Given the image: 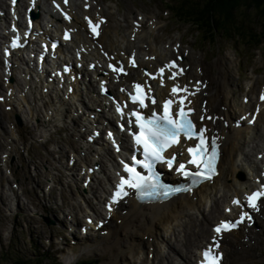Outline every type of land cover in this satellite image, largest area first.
<instances>
[{"label": "rangeland", "instance_id": "374dc122", "mask_svg": "<svg viewBox=\"0 0 264 264\" xmlns=\"http://www.w3.org/2000/svg\"><path fill=\"white\" fill-rule=\"evenodd\" d=\"M98 1L102 4V7H105L107 14H109L112 18V22L110 24V28H112V30L115 29V21L118 19L125 20L121 23V31H124L125 28L131 26V20L137 19L139 15L146 16L145 22L151 17H159L161 20L160 23L163 26L155 34H151L153 37L161 38V40L156 38V41L158 42L157 48L165 49V46H168L169 44H172L177 40L181 41L184 44L183 46L185 47H195L196 50L190 58V63L192 64L191 72L195 73L194 68L197 66L196 63L199 62L208 69V72L205 76L210 80L211 86H214L218 82V80L222 79V85H224L225 87L222 92V98L225 99V106L227 107L228 103V107L232 111L236 109V106L238 104H240V99L242 98V96H253V93L256 95L258 93L257 89L261 86V84H264L263 50L257 48V46L254 44L248 45L246 39L241 40L236 34L233 33L231 34V37L223 34H217L214 38L215 41L211 43L210 40H205L203 35H198L194 27L179 23L175 19V17L172 16V13L168 11L169 8L167 4H165V0ZM0 3L5 5L6 0H0ZM243 10L244 12L242 11V15H244V24L247 26H252L253 31L263 30L264 18L260 16L258 10H256V8L254 7L247 6H244ZM237 52L239 56L236 54ZM0 75H2L1 65ZM18 76L20 78L19 73ZM23 87L24 85H22V88ZM249 87H252V89H250V92L248 90ZM40 91L41 87L34 90L32 94H27L29 95L27 96V106L25 103L24 107L20 106L18 102L15 103L17 108L19 106V109L17 110V112H15V114L7 112L5 110L4 104H1L0 107V110H3V115L1 117L3 126L8 127L11 125V123H13L18 129L21 140L25 144L27 143L26 150L28 151V158L24 157L26 158V160L22 158V167L19 170L11 169L12 172H17L16 178H19V185H22L24 189V196H22L21 200L18 201V203L22 204V206H20L19 208L18 205L17 208V202H15L14 205H12V212H9V205L13 202L11 201V199H1L0 195V207L2 202L5 205V207L3 208V212L0 213V264H76L91 259L99 260L100 264H159V260L161 258L159 254L161 249L163 251L170 252L171 250L169 246H171V244H174V240L173 242H171V235L168 239L170 241V245L169 243L163 245L161 243L162 240H157L159 238L158 236H156V238L154 237L152 243L156 247L158 245L160 247V250H152L151 252L154 254L152 258H150V255L152 254L149 255V258H146L145 253V255L138 258L141 259L140 263V260L132 258L133 256L131 254V251L132 249L143 251V246L139 245V242L144 240V236L147 235H143L142 233H145L143 231L138 238L134 239V241L133 238H123L124 240L119 250L115 249L114 247L103 248L100 245V240H102L103 237H98V235H93L90 238H86L82 236L79 231H75L73 235L68 232V228L72 227L70 221H67L65 218H61L60 216L61 211H65L67 214L69 213L68 205L65 207V205L63 204L64 199L66 198L65 203L67 204L69 199L71 200V203L73 201L74 206L77 202L85 204V201L80 197L78 193V189L76 186L77 179L75 177L76 174H78L79 178L78 169L82 165V160H84V158L81 156L82 159H78L75 167L68 166V158L70 154L75 153L80 155L81 151L79 144L82 142V140L80 139V132L82 133L84 129L81 127L74 128L71 118L78 115L79 110L85 111L84 117L83 115H81L84 119L88 117L89 113L87 112V107H85V105H79L78 109H76V111L78 110V112H76L75 106H78L79 101L72 100L70 102V105H65L63 107L67 108L70 112L61 116L59 115L55 119L52 118V122L47 123L46 120L44 121L43 116L37 117V113L35 116L34 113H31V109H29V104H32V102L35 101V106L38 111L42 115L45 114L43 102L48 101L49 98L46 97L45 99H38L39 95L37 94H39ZM212 94L213 91L209 96H211ZM52 98H54L55 103L58 101V98H56L55 94L52 95ZM256 98L257 97L253 98L252 100L254 101V99ZM50 106H53V104H50ZM86 106H88L89 108L91 107V104L88 103L86 104ZM238 112H240L239 108ZM4 114H7L8 118H6ZM17 115L20 116L21 120L31 116H33L32 118L37 117L34 120V125L36 128L32 130L29 123L26 124V122L24 121L22 127H19L16 119ZM263 127L264 124L261 125V128L259 129L262 133H264ZM8 132L9 134H13V131L10 128H8ZM46 132L50 133V135L46 136ZM7 137L8 135L4 137L5 145L9 143ZM61 148L64 150L62 154L60 153ZM15 149L17 151V147ZM4 150V146L0 145V154L4 152ZM27 159L30 161L29 164ZM14 164H16V161H14ZM28 165L30 166V168L28 167ZM36 166H38L39 173H42V177L40 176L41 178L39 181L40 186L50 188L51 191L50 198L49 195L47 197L49 199V203H47L48 207H46V202H44L46 196H43L41 194L42 192H39V184H32V181L29 180L27 174L29 170L31 171L32 175L36 174ZM65 167H69L71 168V170H66ZM46 168L53 169L55 172L48 170L46 172L48 173V176L47 174H45ZM56 171H58L59 174L62 175V177L59 176L58 172ZM0 174H5V172L0 169ZM56 177L59 180L61 177L62 182H57L58 180ZM47 179L50 181V183H56H54V185L51 187V184ZM80 180L82 179L79 178V186H81ZM100 181H102L103 186L107 183L104 176L100 177ZM13 182L16 183L19 181L16 180ZM73 183L76 186L77 196H74L73 194L72 197L71 191L75 189ZM59 188H62L63 194H61V190ZM94 189L98 190V192L101 191V186H99L98 181L96 182ZM6 191H8V189ZM220 195L221 194H219V196ZM94 197L96 198V196ZM15 199H17L16 196ZM83 204H81L82 208L80 205L79 208L75 206L77 208V211L79 209H81V211L82 209H86L87 205L85 204V206ZM92 204L94 208L102 210L101 202L92 198ZM24 208L26 209L25 211ZM205 208L206 212L204 216L203 214L199 215L198 219V217L194 215V219L197 222L196 225L200 227V230L202 227L200 225V221L205 220L208 224V228L213 223L212 219L214 217L210 218V207L206 206ZM220 211H222V207H220ZM36 212L43 214L44 217H49L50 220L55 221L56 224L48 226L44 217L37 216ZM85 214L87 213L79 212L77 215V219L73 217V225L76 230H79L78 227L81 224H84ZM30 225L32 227V230H30L29 228ZM115 226L116 225L113 224L112 228ZM8 228L10 229V232L8 236H6L4 232ZM257 229H260L259 232L256 233L257 237H255L253 243H249L250 248L252 249L249 248V250L244 253H237L238 255L234 254L230 260V264L264 263V211L259 218ZM195 231L198 232V228H196ZM6 233H8L7 230ZM181 236H184L183 232L181 233ZM52 239H54V241L51 244ZM104 239L105 238H103V240ZM203 239L204 238L198 239V241H196L197 244L195 245H198L200 243L199 241ZM144 241H147L146 237ZM61 247L63 248V250ZM71 251H74L72 253L73 255L71 254ZM177 252L178 251H176V253ZM185 254L187 253L184 252V255ZM180 257L181 254H178L175 260H180Z\"/></svg>", "mask_w": 264, "mask_h": 264}, {"label": "bare ground", "instance_id": "6f19581e", "mask_svg": "<svg viewBox=\"0 0 264 264\" xmlns=\"http://www.w3.org/2000/svg\"><path fill=\"white\" fill-rule=\"evenodd\" d=\"M24 2L25 1L23 0L22 3L25 5ZM73 4L75 7L76 6L75 0L73 1ZM20 6H23V5H21L20 3ZM47 8L49 10L51 9L50 6H47ZM0 10H4L3 6H0ZM79 12H83V11H80V10L77 11V13L75 14L74 22H73L74 26L79 27V32L75 35V38H74L75 40H73V44L75 47L78 46L79 39L82 36H84V33L81 29L82 22H81V16H79ZM5 19L6 18L0 19V21L1 22L3 20L5 21ZM52 19L55 22L57 21L56 23H59L57 16H53ZM36 22L38 23V19L36 20ZM127 31L129 30L127 29ZM100 43L104 45L106 50L118 51V52L120 51L128 52L133 49L140 50L139 48L140 43L147 44V46L149 47V51L148 52L146 51L145 55H156L157 60L155 62V65H160L161 62L166 61L170 55L169 52L156 49L154 40L151 39V36H150V30H146L144 26L142 27V31L137 35L135 42H132L130 40V37L127 38L124 35L121 36V39H120V37L118 36L117 30H115L112 33L109 31V27H107V29L103 33V36L101 37ZM94 75L99 76L100 75L99 71H96ZM15 77L16 75L13 74L14 80H15ZM132 80L133 78H131L130 76H128L127 78H123L124 82L125 81L130 82ZM88 84H89V87L92 89L93 93L97 92L96 88L93 85V79L90 80ZM10 86L16 89H19V90L21 89L19 84L17 85L12 84ZM79 87H80L79 85L76 86V90L72 94V98L75 97L79 100L81 96L79 93L80 91ZM223 90L224 88L222 87V82L221 80H219L217 82V86H215L213 89V94L211 96H208V99H209L208 106L211 109V111L216 112V113H221L219 115L222 117L224 116L225 120L226 118L233 120L234 115L236 116L238 112L236 114L232 112L234 115L228 110L225 112H221L220 106L226 104L225 99L222 98ZM24 99L25 100L23 101L24 103H26V106H27L28 102L26 101L27 100L26 97ZM92 99L94 100L93 105L96 104L97 107H101L100 103L104 101V98L100 97L98 93H96L95 96L92 97ZM81 103H84V102L81 101ZM255 103L256 102H254L253 100H250L248 105L241 104L240 106H238L239 111L241 113L247 112L250 109L254 108ZM65 104H66V101L64 99L61 100V106H64ZM5 105L8 106V105H13V104L6 102ZM55 106L56 105L54 104L53 106H50V110H52L51 115L43 116L44 121L46 120L47 123L52 122L53 120L52 118H54V115L58 116L60 114L65 113L64 111H61L60 108H58L57 106L55 107ZM227 106H228V103H227ZM29 109H31V113H34V115L36 116L37 112H35L31 106L29 107ZM13 112H16L15 104L13 105V110L10 111V113L12 114ZM89 114L90 115L93 114V111H91ZM107 115L110 116L111 112L109 111ZM97 116L101 118L103 117V114L102 115L98 114ZM222 117H219V119ZM34 119L35 118H32V121ZM73 121L75 123V126L77 127L79 125V119L78 120L73 119ZM217 123L219 125L218 120H217ZM263 124H264V107L257 119V123H256L257 126L242 127L240 129H235L232 127L230 128L221 127L222 135H225V139H223L224 142L222 145V151H223V158L221 161L222 166H220L221 173L219 174L218 178L215 180L213 185L206 184V185L201 186L194 194V196L197 197V200H195L194 198H190L189 196L181 195L161 205L153 204V205L138 206V204L131 201L128 204V206L125 207V209H127L128 211L127 214L126 215L118 214L115 217L116 220L119 219L118 222H116L115 219L111 221L109 228L106 229L107 235L103 237L105 238L103 242L100 241L101 242L100 245L103 248L114 247L115 249L119 250L125 238L127 239L133 238V241H134V239L139 237L142 231L145 232V233H142L143 235L147 234L145 236H147L149 240L152 238L154 239V237L156 238V236L160 237L161 235L162 244L169 243L170 245V241L168 240V235L170 234L172 238L173 236L175 237L176 242L174 244H171V246H169L171 251L167 255H163V260L167 261L168 264H175L176 255L181 254V258L185 259V261L183 260V263L180 262L179 264H195L197 259H195L194 262L192 261L194 250L196 248L200 249L203 246L204 242H207L208 237L211 235V229L207 228L208 224H206L205 220L200 222V225L202 226L201 230L199 229L198 232H195V229H193V227H195V224H196V221L194 219L195 211L200 212L202 208L204 209L205 205L207 207H209L210 205L211 207L210 218L214 217L212 220L217 221L218 218L222 214V212H220V206L224 205V208H225L227 204L229 203L230 198L232 196L234 195L238 196V195L244 194L246 192L251 191L254 188V185H252L251 175L256 171L255 170L256 159L253 160L251 157L254 155L253 153L254 150L257 151L258 149H260L259 152L256 153V156L260 153H264V133L260 132L259 130L261 128V125ZM101 142L103 143L102 145L100 142H97L98 146L96 145L91 146L89 144H86L84 145L83 149L87 150L91 154L92 153L98 154L97 150H95L97 147L103 148L106 151H110V152L112 151L110 150V147H108V145L103 141V139ZM125 143L126 141L124 142V147L126 145ZM8 150L10 154L9 156H11L13 153L12 147L9 146ZM112 155H114V153H112ZM92 161H101L102 165H101L100 172L107 178V181L109 182V184H111L110 180L112 177L111 175L107 176V171H110L108 165L101 158H98L97 160L94 157ZM237 174L243 176L244 180H240L239 178H237ZM94 179H98L97 174H94ZM76 186H77L80 197L85 201V204L87 205L91 213L96 215L97 217H101L102 213L99 212L98 214L92 208V201L90 198V194H92L94 191V180L87 187V192H84L83 187L80 188L78 185ZM108 187L109 185L106 186V188H103V193L107 192ZM219 194H221L220 197H217ZM203 214H204V210H203ZM205 219H206V216H205ZM113 224H115L116 226L112 228ZM182 232L184 233V236H181ZM251 233H252L251 231L249 232V234L244 233V232L241 233L239 231L235 233H230L229 235L226 236V238L229 237L230 239L227 242L225 240L223 247L226 249L225 253L227 255L229 254L230 260L232 258L231 257L232 254L234 253V251L232 250L234 248L235 242L239 243L242 238L246 237L247 235L249 236ZM252 234L255 235L254 233ZM200 238H204V239L203 241L200 240L199 241L200 243L196 246L195 243ZM139 240H142V239H139ZM149 240L148 241L142 240L139 242V245L143 246V251L146 249V250H149V252H151L152 247L155 246L152 243L153 240L151 242H149ZM156 249L157 247L155 246L154 250ZM143 251L132 249L131 254L133 258L138 259L144 255ZM176 251L178 252L176 253ZM184 252H186L187 254L184 255ZM190 254L192 255L190 256Z\"/></svg>", "mask_w": 264, "mask_h": 264}, {"label": "snow or ice", "instance_id": "6c2138e0", "mask_svg": "<svg viewBox=\"0 0 264 264\" xmlns=\"http://www.w3.org/2000/svg\"><path fill=\"white\" fill-rule=\"evenodd\" d=\"M15 3L16 0H13V4ZM89 23L91 24L92 22L89 21ZM93 31H96L95 27ZM65 39H68L67 35ZM173 66L174 64L169 65V67ZM161 72H163V69H161ZM176 75L177 73H173L170 78L174 79ZM135 87L137 89L141 88L140 85H135ZM178 90L187 91V89H180V86L177 85L172 89L173 94L177 93ZM137 99V96L132 97L134 103L137 102ZM261 99L264 100V96H262ZM152 103H155V100H153ZM172 103L173 101L169 100L164 104L163 115H157L153 112L150 117L145 118L137 112L132 113V115L136 117V125L139 128V132L134 134V139L136 144L143 148L144 154L143 160H137L134 156L133 165H139L146 169L148 175L145 176L141 172H138L135 166L125 164L124 170L130 175L127 179L121 177L120 184L117 186V191L113 197V202H115L117 198L128 195V192L125 191L126 187L136 190L141 197L167 198L175 193L190 191L191 187H172L161 183L159 175L155 171L157 163H166L169 168H172L175 156L166 158L165 153L169 148L180 144L181 135L186 139L195 138L199 141L194 147L187 149L192 157L189 163L195 165L198 171L195 173H188L184 171V164H180L178 170L185 176H191L192 185L198 184L202 179H209L215 174V161L218 155L216 140H212L211 149L209 150L204 136L205 129H200L199 132L196 131L195 125L192 120L189 119L188 113L184 111L183 101L181 100L178 105L179 111L176 113L178 118L175 119L170 111ZM139 104L142 108L147 107V105L144 104V97L139 98ZM117 111L120 112L122 110L117 107ZM129 123H131V121ZM261 199H264V191L254 192L247 197L249 206L254 210H258V201ZM234 203L239 204L240 202L234 201ZM245 218L251 219L247 214H243L236 222L222 221L214 231L218 235L222 232L230 231L236 228L239 223L243 222ZM214 241V248L218 249L219 242L216 238H214ZM214 248L210 247L203 252L204 261L202 264H219L222 256L220 254H214Z\"/></svg>", "mask_w": 264, "mask_h": 264}, {"label": "trees", "instance_id": "16d2710c", "mask_svg": "<svg viewBox=\"0 0 264 264\" xmlns=\"http://www.w3.org/2000/svg\"><path fill=\"white\" fill-rule=\"evenodd\" d=\"M180 23L191 24L213 42L217 34H238L248 44L263 45L264 28L254 32L244 24V6L254 7L264 18V0H165ZM242 15V16H241ZM264 24V22H263ZM83 262L81 264H90Z\"/></svg>", "mask_w": 264, "mask_h": 264}, {"label": "water", "instance_id": "95a60500", "mask_svg": "<svg viewBox=\"0 0 264 264\" xmlns=\"http://www.w3.org/2000/svg\"><path fill=\"white\" fill-rule=\"evenodd\" d=\"M49 224H51V223H49Z\"/></svg>", "mask_w": 264, "mask_h": 264}]
</instances>
